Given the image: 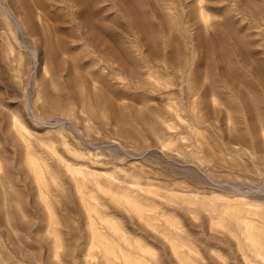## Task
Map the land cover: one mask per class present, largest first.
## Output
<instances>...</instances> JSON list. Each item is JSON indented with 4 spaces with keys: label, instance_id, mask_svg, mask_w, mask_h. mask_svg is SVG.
Segmentation results:
<instances>
[{
    "label": "rangeland",
    "instance_id": "374dc122",
    "mask_svg": "<svg viewBox=\"0 0 264 264\" xmlns=\"http://www.w3.org/2000/svg\"><path fill=\"white\" fill-rule=\"evenodd\" d=\"M0 264H264V0H0Z\"/></svg>",
    "mask_w": 264,
    "mask_h": 264
},
{
    "label": "bare ground",
    "instance_id": "6f19581e",
    "mask_svg": "<svg viewBox=\"0 0 264 264\" xmlns=\"http://www.w3.org/2000/svg\"><path fill=\"white\" fill-rule=\"evenodd\" d=\"M112 142V141H111ZM110 144H115L114 142L113 143H110ZM117 144V143H116ZM246 152V151H245ZM246 153H248L249 154V152H246Z\"/></svg>",
    "mask_w": 264,
    "mask_h": 264
}]
</instances>
